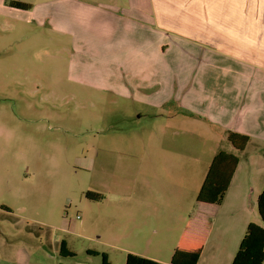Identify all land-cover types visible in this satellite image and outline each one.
Masks as SVG:
<instances>
[{
    "label": "rangeland",
    "instance_id": "1",
    "mask_svg": "<svg viewBox=\"0 0 264 264\" xmlns=\"http://www.w3.org/2000/svg\"><path fill=\"white\" fill-rule=\"evenodd\" d=\"M52 10L49 0H0V257L7 264H103L104 254L110 264H126L129 253L165 259L172 238L146 244L135 237L157 219L148 204H190L214 149H230L229 141L218 142L199 124L192 137L197 183L185 151L180 181L171 182L165 158L151 166L145 155L148 132L158 125L139 118L136 105L74 78L112 74L101 70L103 52L92 42L79 51V40L50 19ZM192 73L185 77L195 79ZM162 78L173 80L174 71ZM135 153L141 159L127 156ZM87 192L102 199L90 201ZM165 215L172 235L178 217L169 209ZM63 241L74 256H61Z\"/></svg>",
    "mask_w": 264,
    "mask_h": 264
},
{
    "label": "crops",
    "instance_id": "2",
    "mask_svg": "<svg viewBox=\"0 0 264 264\" xmlns=\"http://www.w3.org/2000/svg\"><path fill=\"white\" fill-rule=\"evenodd\" d=\"M49 2L53 23L68 39L79 40H74L79 51L92 42L103 52L101 70L112 74L88 80L76 73L74 78L109 92L113 100L136 105L139 118L149 117L158 125L148 132L145 155L151 166L165 158L171 182L180 181L185 151L188 176L197 183L199 158L192 137L199 124L218 142H227L226 132L249 137L244 151L237 152L228 142L231 148L216 147L209 162L221 150L239 158L223 201L211 211L212 228L198 264H232L248 225L262 223L258 199L264 191V0ZM168 70L174 71L173 80L162 78ZM189 71L195 79L185 77ZM165 109L169 117L162 119ZM184 130L190 143H183ZM158 137L169 142L158 146L153 142ZM127 156L141 159L137 153ZM208 169L190 204H169L161 198L148 204V216L157 219L135 237L146 244L170 237L173 249L165 259L145 258L170 263ZM167 209L179 222L172 235L162 220ZM0 264L7 263L0 257Z\"/></svg>",
    "mask_w": 264,
    "mask_h": 264
},
{
    "label": "trees",
    "instance_id": "3",
    "mask_svg": "<svg viewBox=\"0 0 264 264\" xmlns=\"http://www.w3.org/2000/svg\"><path fill=\"white\" fill-rule=\"evenodd\" d=\"M14 5L21 9L29 8L20 2ZM227 140L237 152H242L250 139L245 135L228 132ZM238 164L239 158L236 154L219 151L214 156L196 198V208L188 217L169 264H198L212 228L211 211L217 209L223 201ZM85 196L94 202L102 199L100 194L93 192H87ZM258 213L262 223L248 225L232 264H264V191L258 199ZM60 254L63 257L74 256L65 241L61 243ZM103 264H110L105 254ZM126 264L164 263L129 253Z\"/></svg>",
    "mask_w": 264,
    "mask_h": 264
}]
</instances>
